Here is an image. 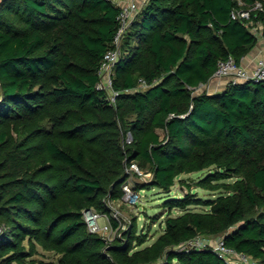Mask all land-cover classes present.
<instances>
[{
    "label": "trees",
    "instance_id": "trees-1",
    "mask_svg": "<svg viewBox=\"0 0 264 264\" xmlns=\"http://www.w3.org/2000/svg\"><path fill=\"white\" fill-rule=\"evenodd\" d=\"M256 1L147 0L113 66L112 103L98 70L119 5L0 0L4 262L28 264L40 244L59 254L40 264H235L209 245L178 246L202 234L219 235L264 264V85L230 81L216 92L195 91L218 60L232 55L240 63L256 44L246 21L231 14ZM259 1L253 18L264 22ZM133 162L151 171L138 188L167 192L180 182L188 189L167 196L164 231L143 247L144 235L125 231L108 241L89 231L82 213L122 196ZM204 170L194 180L182 176ZM197 186L216 196H199ZM64 197L70 208L56 211ZM178 206L183 211L173 214ZM26 237L31 251L22 245Z\"/></svg>",
    "mask_w": 264,
    "mask_h": 264
},
{
    "label": "built area",
    "instance_id": "built-area-1",
    "mask_svg": "<svg viewBox=\"0 0 264 264\" xmlns=\"http://www.w3.org/2000/svg\"><path fill=\"white\" fill-rule=\"evenodd\" d=\"M111 1H113L120 7L117 15L118 27L112 40V47L106 51L100 63L98 70L100 74V80L98 86L101 88H105L108 91V100L113 103L115 101L117 92L114 90L112 85V69L115 62L119 59L124 36L128 31V28L130 27L138 12L141 10L142 6L147 2V0ZM240 2H242V0H240ZM262 7V2L257 0L252 7L233 9L231 14L233 18L245 20L252 32L257 36H264V22L255 21L252 13L253 10ZM213 75L217 77H223L227 79L228 82L254 80L262 82L264 85V58L258 59L256 65L252 69H248L241 63H238L236 59L232 55H230L228 58L218 60L217 68ZM139 86L145 88L147 84L145 81H141ZM1 94L0 81V98ZM131 166V168H133L138 174H143V171L135 162H133ZM123 198L130 204H137L139 202L140 192L134 189V187L130 184V182H128V180L123 184ZM103 215L106 214H103L98 210L92 208L86 209L85 211L86 222L89 231L99 234L108 233L106 236H104L105 239L108 240L109 238H111L109 234L112 233L114 229L116 233H118L121 224L115 225L116 228L110 222H105L102 224L100 222V219L103 217ZM194 245H209L215 251L219 252L221 255L235 264H263L261 261L250 255L228 247L223 237H218L216 240H211V238L206 237H196L194 239H190L186 242L180 243L178 246L183 248Z\"/></svg>",
    "mask_w": 264,
    "mask_h": 264
},
{
    "label": "rangeland",
    "instance_id": "rangeland-1",
    "mask_svg": "<svg viewBox=\"0 0 264 264\" xmlns=\"http://www.w3.org/2000/svg\"><path fill=\"white\" fill-rule=\"evenodd\" d=\"M144 3V2H143ZM161 135L164 137L165 131L160 129ZM129 139L131 135L128 134ZM127 168V172H129L128 182L140 192L139 202L137 204H130L123 198V194L120 197L112 198L110 196L104 197L103 205L104 207L101 208L98 205H93L90 208L98 210L99 212L106 214L100 219V222L103 224L105 222H110L114 225V221L117 222L116 225L121 224L118 233H116L115 229L112 233L109 234L111 238L108 241H113L117 236L120 238L125 231L130 232L131 235L137 236H145L147 239L138 244V247H143L146 244L152 243L157 237L164 231L165 228V220L168 216L169 207L164 205L165 199L168 195L180 197L184 193L188 191L187 187L181 185L180 182L174 184L171 191H163L161 188L156 186L151 187H142L138 188L139 183H144L146 180L151 178V171L143 169V174H136L134 173V169ZM207 170L192 172V173H184L182 174L183 177H191L193 180L198 178L199 176L205 174ZM233 179V178H231ZM196 194L204 198H211L216 196V191L208 190L202 187H194L193 190ZM216 192V193H215ZM60 201L56 205V211H65L66 209L70 208V199L69 198H62L59 199ZM70 201V202H69ZM194 208L200 210L204 209L205 206H193ZM86 207L82 208L83 213V221L86 223V228L88 229L85 211ZM173 214H178L183 211L182 207H175L172 210ZM109 217V218H108ZM115 226V225H114ZM116 228V226H115ZM5 230V225L0 224V233ZM89 230V229H88ZM58 231V228L54 230V233ZM108 233H100L102 236H106ZM199 237H206L211 238V240H216L219 235L216 236H205L199 234ZM136 236V237H137ZM139 238H136V240ZM135 242V241H134ZM136 243V242H135ZM22 245L29 251H31L32 247L26 237ZM37 252H33L29 256L25 257V261L28 264H40L39 260L44 259L46 261L53 260L55 262L59 259V254L51 249H45L40 244H36ZM0 264H20L17 260H13L11 262H4V260L0 257Z\"/></svg>",
    "mask_w": 264,
    "mask_h": 264
},
{
    "label": "crops",
    "instance_id": "crops-1",
    "mask_svg": "<svg viewBox=\"0 0 264 264\" xmlns=\"http://www.w3.org/2000/svg\"><path fill=\"white\" fill-rule=\"evenodd\" d=\"M264 58V36H258L256 44L242 57L241 59V64L244 65L248 69H252L258 59ZM227 79L223 77H217L212 75L210 79L205 82L201 83L196 89V92H200L203 90H206L208 92H216L225 87L227 84ZM159 128L158 131L160 132ZM161 134V133H160ZM165 134V133H164ZM161 137H163L161 135Z\"/></svg>",
    "mask_w": 264,
    "mask_h": 264
},
{
    "label": "water",
    "instance_id": "water-1",
    "mask_svg": "<svg viewBox=\"0 0 264 264\" xmlns=\"http://www.w3.org/2000/svg\"><path fill=\"white\" fill-rule=\"evenodd\" d=\"M1 93H3V91H1Z\"/></svg>",
    "mask_w": 264,
    "mask_h": 264
}]
</instances>
